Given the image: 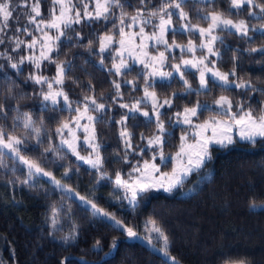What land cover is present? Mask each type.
<instances>
[{"label":"snow or ice","instance_id":"obj_1","mask_svg":"<svg viewBox=\"0 0 264 264\" xmlns=\"http://www.w3.org/2000/svg\"><path fill=\"white\" fill-rule=\"evenodd\" d=\"M197 2L205 3V0ZM206 2L211 4L214 0ZM187 3L188 0H159L157 5L154 0H139L141 7L135 9V14L129 15L126 9L132 6L127 0H52L49 15L45 17L41 12V0H0V45H4L6 41L11 44L10 51L7 48L0 50V61H6L17 75H23L22 66L25 63L31 64L35 71L30 72L27 79L39 86V95L42 97L40 111L69 114L66 119L57 122L54 136L46 133L43 119L37 126L31 110L21 111L19 101L27 97L17 95L18 85L13 80L12 83L16 87H6L5 98L0 101V169H7L15 174L18 166L26 168L27 177L22 183L31 188L41 183V177H47L65 199L74 201L78 198L82 204L90 205L94 215L113 221V226L126 233L129 239H146L147 243L159 252L165 261H171V264L178 262L170 252L169 237L155 220H149V226L145 228L148 235H140L136 228L129 226L122 218L104 211L94 200L76 192L70 186L69 169H65L61 179H56L51 171L46 170L45 166L30 154L36 153L38 148H44V152L52 153L55 159H64V149L67 148L77 161H82L95 170L99 180L107 178L110 183H114L117 191H114L113 195L118 200H126L134 209L149 192L162 190L171 193L182 186L192 173L199 172L212 159L213 146L228 148L237 142V138L239 141L252 143L264 139V109L260 110V115L257 116L256 109L251 104L247 108L243 100L234 104L226 95L214 98L211 105L199 100L194 104L185 101L183 110L174 112V119L167 111H163L165 108L172 109L174 101L193 95H207L213 88H219L222 92L242 89L264 95V89L254 87L250 80H244L238 75L237 61L241 50L224 45V39L220 35H237L244 39L245 43L254 42V35H249L250 32H259L264 38V27H250L253 19L264 21V0H229L227 11L213 9L206 15L197 12L196 23L192 22L193 17L185 11ZM243 12H247L248 19H234ZM21 16L27 17V24H19ZM13 19L16 20L17 27L15 33L9 36V22ZM99 21H104L105 25L111 21V31H106L98 37L101 70L107 59L105 53L112 52V67L108 69L110 75L114 72L115 76L125 77L135 71V78L132 80L112 81L116 90L112 104H116L119 98V107L127 109L116 123L119 125V135L124 147L121 158L124 164L129 166L127 171L118 170L114 180L105 170L103 145L98 142L96 132V125L104 123V117L108 116V98L101 96L98 99L94 88L89 86L82 88L86 93H91L84 95L83 100L70 99L63 85L68 73L72 71L73 63L61 62L58 55L53 56L66 41L69 47L73 46V41L77 46H83L80 32L74 25L83 24L90 27L93 22ZM177 23L180 27L175 26ZM202 24H207V27ZM149 27L150 32L147 31ZM71 33H76V36ZM183 34L188 36L187 44L177 42L176 37ZM197 34L198 44L195 42ZM22 35L31 36V41L21 39ZM169 35L172 37L171 42ZM217 42L224 46L226 51H233V66L229 72L221 71L217 67L223 60L222 53L216 47ZM92 45L93 41L89 40V48ZM22 47L28 50L27 55L20 54ZM176 49H179L178 57L175 55ZM250 51L264 59V47H252ZM12 53H17L19 59ZM210 57L216 59L212 60ZM169 60L172 61L171 68L164 70ZM44 61L56 64L54 77L45 76L40 71ZM136 64L142 65L143 70H136ZM5 67V63H0V72H3ZM196 73L199 78L198 88L192 84ZM3 78L11 79L7 72L3 73ZM140 78L143 79V97L136 99L132 104L123 102L124 94L121 88L131 85L133 92H139ZM74 82L79 83L77 80ZM173 83L179 84L184 91L180 94L172 92L171 96L161 101L156 92L157 87L171 88ZM10 101H16L17 106L12 107ZM149 104L151 109L147 110ZM205 112L210 114L209 119L200 121ZM11 113L15 115L9 128L6 121ZM136 113L145 118V125L155 122L156 131L151 136L140 134V140L147 141L146 147L133 144V132L127 122L130 119H138ZM165 116H168L167 121L163 119ZM113 119L114 116H108V123ZM176 127H180L181 132L179 144L173 154H166L167 142L173 137ZM18 130L22 131L21 135H16ZM81 132L83 137L79 135ZM56 139H59V145L55 144ZM81 149L91 151L82 155ZM135 157L139 159H134ZM40 159L47 157L41 156ZM8 161H11V167ZM169 165L170 171L162 170ZM251 206L256 207L255 203ZM57 222V210L53 209V228ZM75 237L73 230L64 237V242L74 241ZM100 247L101 242L97 240L94 248L99 250ZM111 247H117L115 239ZM61 264H68L67 258Z\"/></svg>","mask_w":264,"mask_h":264},{"label":"trees","instance_id":"obj_2","mask_svg":"<svg viewBox=\"0 0 264 264\" xmlns=\"http://www.w3.org/2000/svg\"><path fill=\"white\" fill-rule=\"evenodd\" d=\"M51 2L52 0H41V12L45 17L49 15ZM127 3L132 6L126 9L129 15L135 14V9L141 7L139 0H127ZM154 3L158 5L159 0H154ZM228 8L229 0H214L211 4L188 0L185 11L189 12L193 17L192 22L196 23L197 12L206 15L213 9L227 11ZM24 17L21 16L20 25L26 24ZM234 19H248L247 12ZM9 23L11 27L8 34L12 35L16 31L17 22L13 19ZM178 25L179 23L175 26ZM202 26L207 27V24ZM74 27L80 32L83 46H77L73 41V46L69 47L66 41L53 56L58 55L61 62L73 63L72 71L68 73L63 85L70 99L83 100L84 95L91 93H86L82 88L89 86L94 88L98 99L101 96L108 98V116H114V119L108 123V116H105L104 123L96 125V132L98 142L103 145L105 170L114 180L118 170L127 171L129 166L121 158L124 147L119 135V125L116 123L127 109L119 107V98L116 104H112L116 92L112 81L132 80L135 78V71L125 77L115 76L114 73L110 75L108 69L112 66V58L109 53H105L107 59L103 70L100 68L98 37L111 31V21L107 25L104 21H99L93 22L90 27L83 24ZM250 27L261 29L264 21L253 19ZM71 35L76 36V33ZM220 35L224 39V45L241 50L237 61L238 75L244 80H250L254 87L264 89V59L250 51L252 47H264L261 34L250 32L249 35H254V42L251 43H245L237 35ZM168 39L171 42V35ZM176 39L178 43L187 44L188 36L178 35ZM89 40L93 41L91 48ZM195 42L199 43L198 37ZM7 47H10L8 42L2 48ZM216 47L223 55V60L217 67L221 71H231L233 51H226L219 42ZM0 63L6 65L3 72H0V101L5 98L6 87H16L12 83L15 80L18 85L17 95L27 97L19 101L21 111L31 110L37 126L43 119L45 132L54 136L57 122L66 119L69 114L41 112L42 97L39 95V86L27 79L28 69L31 71V68H23V75H17L6 61ZM169 63L172 61L169 60ZM134 68L139 70L138 67ZM40 70L45 76L54 77L56 64L44 61ZM4 72L11 79L5 80ZM138 84L141 88L139 92H133L131 85L121 88L123 102L132 104L142 97V78L138 80ZM192 84L198 88L197 78L192 80ZM183 91L177 83H173L171 88L156 89L160 100L171 96L172 92L180 94ZM220 95L229 96L234 104L243 100L246 108L251 104L256 109L257 116L264 109V95L259 92L242 89L222 92L219 88H213L207 95H193L174 101L172 109L163 111L171 116L176 110H183L185 101L194 104L199 100L211 105L214 98ZM10 103L12 107L17 106L16 101ZM14 115L15 113L9 114L6 121L9 128ZM209 115L208 112L203 113L200 121L208 119ZM136 116L138 119L127 122L133 132V144L146 147V140L142 142L140 134L151 136L156 131L155 122L145 125V118L139 113ZM163 119L167 121L168 116ZM21 134L20 130L16 133ZM57 142L58 139L55 140L56 145ZM178 143L179 129L175 128L173 137L167 142L166 154H173ZM64 152V159H55L52 153H45L44 148H38L36 153L30 155L38 159L56 179H61L65 169H69L70 186L76 192L94 200L104 211L122 218L129 226L136 228L140 235L147 233L145 228L149 226V220H155L168 235L170 252L178 264H236L241 261L244 264H264V139H258L255 143L237 141L224 149L214 147L212 159L199 172L192 173L182 186L171 193L149 192L134 209L131 206L126 207L122 199L118 200L113 195L114 183H110L107 178L99 180L95 171L79 165L70 153L65 149ZM41 156H46L47 159H40ZM117 160L120 162L116 163ZM170 167L171 165L162 170L169 171ZM25 178L26 174L22 169L18 168L15 174L7 169H0V264H61L65 258L68 264H171L141 241L127 238L110 222L94 218L76 199H65L49 183L41 180L35 188H31L22 183ZM187 190L190 192L182 196ZM253 203L256 207L251 206ZM53 209L57 210L58 222L55 228L52 225ZM73 230L76 233L75 240L65 243L64 237ZM114 239L117 247L112 249ZM97 240L101 242L99 250L94 248Z\"/></svg>","mask_w":264,"mask_h":264},{"label":"rangeland","instance_id":"obj_3","mask_svg":"<svg viewBox=\"0 0 264 264\" xmlns=\"http://www.w3.org/2000/svg\"><path fill=\"white\" fill-rule=\"evenodd\" d=\"M191 1H197V0H191ZM205 2H206V0H205ZM80 7H82V5H80ZM257 11H258V9H257ZM22 17H23V16H22ZM24 20H25V23L27 24V23H28V21H27V17H24ZM29 27H33V26H32V25H29ZM178 27H180V24L178 25ZM137 30H138V29H137ZM147 31L150 32V31H151V27H149V28L147 29ZM8 35L11 36L10 34H8ZM37 35H38V33H37ZM197 37H198V39H199L198 34H197ZM20 38L23 39V40H26V41H28V42H30L31 39H32V37H31V36H28V35H22ZM6 42H7V41H6ZM8 43L10 44V42H8ZM2 47H3V45H0V50H1ZM2 49H3V48H2ZM7 49H8L9 51L11 50V44H10V47H9V48L7 47ZM150 51H153V52H154V50H152V49H150ZM38 53H39V49L37 48V55H38ZM106 53H109V55L111 56V58H112V56H113V54H114V53H112V52H106ZM20 54H22V55H27V54H28V50H27L26 48L22 47L21 50H20ZM178 54H179V49H176V51H175V55H178ZM12 55L15 56L17 60L19 59V55H18L17 53H12ZM190 55H191V54L189 53L188 56H190ZM210 59L215 60L216 57H210ZM111 65H112V64H111ZM134 66H135V67H138L139 70H143V69H142V65L136 64V65H134ZM22 67L25 68L26 70H27L28 68H31V71H29V69H28V74H29L30 72L35 71V69L33 68V66H32L31 64H28V63H25ZM111 67H112V66H111ZM170 68H171V63L168 62L167 66H166V68H165L164 70H170ZM40 71H41V70H40ZM193 71H194V70H193ZM41 72H42V71H41ZM113 73H114V72H113ZM114 74H115V73H114ZM196 78H197V81H198V87H199L198 73H196ZM157 79H158V78H157ZM45 90H46V87H45ZM142 92H143V90H142ZM142 97H143V94H142ZM140 98H141V97H140ZM161 101H162V100H161ZM212 104H213V103H212ZM148 107L151 109V104H149ZM165 109H167V108H165ZM165 109H163V110H165ZM171 116H173V114H172ZM173 119H174V116H173ZM208 119H209V118H208ZM176 128L179 129V138H180V135H181L180 127H176ZM79 135H80L81 137H83V133H82V132L79 133ZM237 141H239L238 138H237ZM82 142H83V141H82V139H81V143H82ZM245 142H247V141H245ZM57 144L59 145V139H58ZM178 144H179V143H178ZM145 145L147 146V141L145 142ZM213 147H218V146H213ZM65 150H66L68 153H70V154L72 155V153H71L70 151H68L67 148H65ZM81 150H82V152H83V153H81L82 155H87V152H88V151H91L90 149H88L87 151H84L83 149H81ZM72 156H73V155H72ZM73 157L75 158L76 162H77L79 165L84 166V167H86L87 169L93 170V169H91L88 165L84 164L82 161H77V159H76L75 156H73ZM8 163H11V161H8ZM18 168H19V169H22V170L25 172L26 177H27V169H26V168H23L22 166H18ZM170 170H171V167H170ZM170 170H169V171H170ZM93 171H95V170H93ZM41 180L45 181L46 183H49L50 185H52V186L56 189L55 185L52 184L51 182H49L47 177H41ZM56 190H57V189H56ZM113 190H114V191H117V189H116V187H115V184H114ZM57 191H59V190H57ZM60 192H61V191H60ZM157 192L166 193V192H163L162 190L157 191ZM189 192H190V190H187V191L183 192V193H182V196H185V195L188 194ZM120 194H121V197H122V196H123V192L121 191ZM75 199L79 202V205H81L82 207L88 209V210L90 211L91 215H92L94 218H99V219L105 220V221H107V222H110V223L113 225V221L108 220L106 217H103V216H96V215H94L90 205H84V204H82V202H81L78 198H75ZM122 201H123V203L125 204L126 207H130V205L128 204V202H127L126 200H122ZM121 231H122V230H121ZM124 234H125V236L128 238L127 234H126V233H124ZM147 235H148V233H145V234H144L145 237H146ZM142 236H143V235H142ZM137 240H138V239H137ZM139 241H141L142 243H144L146 246H148L150 249H152V250L155 251L158 255H160L162 258H164L159 252H157L156 250H154V249H153V248L147 243V240H146V239H144V240H139ZM154 242L158 243L157 241H154ZM164 259H165V258H164ZM169 262H171V261H169ZM236 264H239V263H236ZM243 264H244V263H243Z\"/></svg>","mask_w":264,"mask_h":264}]
</instances>
